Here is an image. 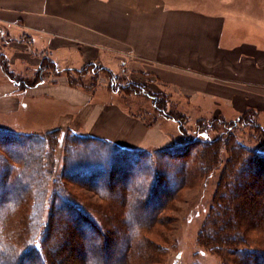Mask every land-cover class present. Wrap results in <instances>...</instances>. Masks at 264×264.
Instances as JSON below:
<instances>
[{
  "label": "crops",
  "instance_id": "1",
  "mask_svg": "<svg viewBox=\"0 0 264 264\" xmlns=\"http://www.w3.org/2000/svg\"><path fill=\"white\" fill-rule=\"evenodd\" d=\"M202 3L0 0V29L17 45L9 59L13 67L35 66L41 57L61 68L88 62L110 70L120 66L127 81L166 93L172 109L188 117L195 111L193 119L252 110L264 121V29ZM60 77L31 89L57 87L52 89L58 98L73 108L72 131L130 150L172 144L176 122L165 119V128L151 111L141 113L121 103L126 94L115 99L114 92L102 91L107 97L102 100L95 89L66 85ZM7 90L0 91V111L16 96L12 86ZM79 121L89 127L82 128Z\"/></svg>",
  "mask_w": 264,
  "mask_h": 264
},
{
  "label": "rangeland",
  "instance_id": "2",
  "mask_svg": "<svg viewBox=\"0 0 264 264\" xmlns=\"http://www.w3.org/2000/svg\"><path fill=\"white\" fill-rule=\"evenodd\" d=\"M193 1L199 4L201 0ZM203 3L210 10H226L237 18L249 22L250 25L259 26L264 29V0H203ZM16 46V43L10 40L5 30L0 29V53H3L6 67L17 76L24 75V77H30L33 70L37 68L44 58L41 57L40 63L38 62L35 66L27 65V67L24 64H17L16 67H13L10 65L9 59L14 56ZM85 64L80 67L61 68L52 62L51 69H49V65H46L48 67L44 69V79L46 82L51 83L56 82L58 77L61 76L60 78L63 79L62 81L65 82L66 85L76 87L82 86L84 89H95L94 95L96 96V92H98L99 99L102 100L107 98L102 91L110 94L112 93L109 89L110 83L117 87V84L127 81L125 77L126 74L120 69V66L117 71L112 68V70L106 67L103 68L102 66L104 65L96 62H88L86 65ZM0 85L5 87L0 90L3 93H7L9 91L7 89L11 86L16 91L13 92L16 96L11 100L9 99L10 101L7 102L4 110L0 111V132H6L10 137L18 135L24 137L32 135L38 136L44 139L45 142L41 146L44 148V158L42 159V166H44V184L42 186V191L44 190L45 195L43 198L41 197L40 205L37 207L42 218L45 219L48 216L49 198L55 190V184L57 187L65 189L78 198H91L99 203L100 197H98L96 191L93 192L92 189L86 185L81 186L73 183L72 180L79 182L81 179L78 177L72 178L64 172L65 163L67 161H72L73 158L80 157L82 153H87V151L92 150V146L81 145L79 150L75 151L77 153L68 150L66 139L68 138L69 132L81 136H84V134L72 131L71 128H74V125H69V121H74L75 116L72 115L73 108L64 102V100L58 98L59 92L57 89H52L57 87L45 88L39 86L31 89L32 87H23L14 83L11 84L3 71L2 73L0 72ZM122 93L127 96L123 97ZM112 94H114L113 98L115 99L122 96L120 97L122 98L121 103L124 102L131 110L132 108L135 110L139 109L141 113H148L151 111L154 117L163 119L161 123L162 126L166 128L163 124L165 118L157 114L149 97L143 94L124 93L118 89ZM169 99L171 100L172 98L169 97ZM172 106L174 107V103H172L171 100L167 107L170 109ZM181 107L182 106H179V108ZM194 112L190 110V117L186 115L187 121L183 124L186 135L185 139L191 140L187 150L183 153H174V150H170L168 153L152 152V156L148 157V159L144 160L142 163H139L140 172L126 170L125 178L119 179V181L114 183L106 182L102 176L98 179L96 178L97 180L91 183L94 186H98V183L103 182L107 191H109V188L113 190V198L115 200L113 201L115 202L113 203L115 204L113 211L116 212L120 208L118 207L119 203H121L120 206H122V208L125 207L123 198H126L130 188L136 186L134 177L137 176L138 178L137 191L140 190V185L145 186V191H148V189L150 190L152 188V180H154L151 174V164L154 165V169L157 172H162L160 175L162 178L160 187L169 189L161 192L158 197H155L156 200H161L163 203V207H161L158 213L159 220L161 221L143 227L134 234L136 239L140 237L144 238L145 241L148 240L149 246L153 250L149 251L151 254L147 253L148 255H145L146 258L141 260L140 263L131 261L130 264H234V261H232V254L229 255L224 250L217 251L211 246L206 247L203 242L204 238H201L202 232H204L205 237H208L206 235H210L211 239L216 237L217 231L219 229L222 230V226L225 224L226 216L222 214L224 211H227L226 214L233 216L230 229L234 231L232 228L236 226V221L239 220L237 219L239 217V212H246L247 214L244 196L251 197V199L254 198V200L257 201L264 195L260 185L264 183V177L257 176V174L252 171L254 164L246 160L249 158V154L247 153L243 156L235 166L231 162V149L237 148L238 145L244 146L243 148L264 153L262 130L259 127L244 124H237L231 129H227L223 124L217 121L213 124V127L208 130V137L213 138L221 133L222 137L217 144L218 150L216 159L214 162L209 163L204 157H198L205 142L208 141H206V137L198 135L195 132L196 119H193L194 114H191ZM152 113L150 115H153ZM243 114L246 115L247 112ZM239 115L240 114L233 112L228 113L226 111L225 115L217 114L214 117L204 116L199 118L211 119L222 117L228 123ZM149 117L151 116L147 115V118ZM253 120L254 123H259L264 128V121L262 119L253 117ZM79 123L82 128L89 127L88 122L83 123L79 121ZM175 125H177V123H175ZM176 127L177 128L170 133L173 138L171 145H176L185 141L184 136L179 132L178 126ZM79 131L82 132L81 130ZM13 142L20 143V149L24 146L21 141L18 142L13 140L12 143ZM37 151L38 149H33L34 154H36ZM102 152L104 153V151ZM180 154H183V156L177 157ZM7 155H16L22 157L23 160L28 159L23 156L20 150L14 148L12 144L6 145V143L0 140V157H8ZM1 160L2 158H0V162ZM232 164L233 168L230 169ZM3 173H5V169L3 170L0 168V176L3 175ZM224 173L227 180L222 182L225 186L221 190L223 200L222 202H218L220 198L218 187L221 180L224 179L222 178ZM156 174L157 173H155V175ZM180 178H185L184 183L181 187L178 186L177 189H175L176 184H174V182ZM81 182L87 183V181ZM8 188L9 185L4 183L0 186V193ZM16 189H18V186ZM152 189L157 190V187L155 186ZM260 190L263 193L259 194ZM134 193L135 192H132V194ZM233 194L238 196L237 206L228 210L227 206L231 201V197L234 196ZM61 200L62 198H59L58 202H61ZM145 201L146 197L143 198L141 203L142 211L145 215L152 213L158 208L157 205L145 204ZM248 201L250 200L248 199ZM125 209L127 210V207ZM29 210L30 203H23L18 208V213L22 212L17 220L19 225L16 223V227L15 223H13V225L10 223L8 226H4L5 229L8 230L6 231L7 236L13 241L24 240L28 235L27 217ZM69 215L72 216V213L61 208L54 217L56 219L58 217L66 219ZM10 217L13 220V215H10ZM121 220L123 225L121 226V224L118 223L120 220L113 223L109 235L111 238H114L120 253H122L123 250V239H125V235H127V215L123 214ZM244 220L248 221L249 219ZM96 221L97 226L105 232L106 227L103 221L99 219H96ZM139 223L141 226L146 224L145 221L142 220L139 221ZM260 235L261 234H258L256 237H254V235L253 237L251 236L249 241L255 242ZM91 236L96 239V242H99L102 238L101 236H95L92 231ZM86 240L87 242L89 241L88 239ZM85 249L88 251L90 250L89 243L85 245ZM55 250L56 248L53 249V247H50L51 252ZM88 251L86 254H88ZM76 259L77 257L74 258V261ZM76 263L77 262H73L72 264Z\"/></svg>",
  "mask_w": 264,
  "mask_h": 264
},
{
  "label": "trees",
  "instance_id": "3",
  "mask_svg": "<svg viewBox=\"0 0 264 264\" xmlns=\"http://www.w3.org/2000/svg\"><path fill=\"white\" fill-rule=\"evenodd\" d=\"M4 59L3 54H0V67L2 71L14 84L23 87H35L39 83H42L45 81L44 69L48 67L46 65H49V69L52 68V62L44 58L32 72L30 77L17 76L6 67ZM102 67L104 68V66ZM116 88L124 93L143 94L149 97L157 114L165 119L176 122L179 132L184 136V139L186 138L183 128L184 122L187 121L186 115L172 108L168 109L167 106L170 104V101L166 93L154 92L149 89L148 86L130 80L117 84V87L113 86L112 83L109 84L110 91L114 92L117 90ZM246 112V115L243 114ZM243 113L229 121V124L222 117L196 119L195 132L198 135L206 137V141H208L205 142L198 157H204L209 163L214 162L216 159L218 150L217 144L221 140L222 133L211 138L208 137V130L211 129L213 124L217 121L223 124L227 129H231L237 124L259 127L263 132L262 142L264 146V128L259 123H254L253 117H255V112L246 110ZM7 134L6 132H0V140L6 143V145L12 144L14 148L20 150L23 156L28 159L23 160L22 157L16 155L0 157L2 158L0 168L3 170L5 169V173L0 176V186L4 183L9 185L8 189L0 193V264H72L73 262H77L76 264H130L131 261L140 263L141 260L146 258L145 255L151 254L149 251L153 249L149 246L148 240L145 241L144 238L138 236L136 239L134 234L143 227L161 221L159 220L158 213L161 207H163V203L161 200H156L155 197H158L161 192L169 189L160 187L162 179L160 175L162 172H157L154 169V165L151 164V174L154 179L152 180V188L156 186L157 190L151 188L145 191V186L140 185V190L137 191L138 178L137 176L134 177L136 186L130 188V194L128 193L126 198H123L125 201L124 209L120 206L121 203H119V206H117L120 208L116 212L113 211L115 205L113 204L115 203L113 202L115 201L113 198V190L109 188V191H107L103 182L98 183V186H94L91 183L100 176L104 177L106 182L108 181L109 183L124 179L126 170L140 172L139 163L148 159L154 152L168 153L170 150H174V153H183L187 150L191 140L185 139L183 143L152 150H130L105 139L88 135L81 136L69 132L68 138L66 139L68 150L73 152L78 151L81 145H91L92 150L89 149L90 151L82 153L80 157H75L72 161H67L65 163L64 172L72 178L78 177L81 181H87V183H84L72 180V182L77 185H86L92 189L93 192L96 191V194L100 197V202L97 203L91 198H78L65 189L57 187L55 184V190L49 198L48 216L43 219L37 207L40 205L41 197L43 198L45 195L44 190L42 191V186L44 184V166H42L44 148L41 147L45 143L44 139L33 135L10 137ZM13 140L23 142V148H19L20 143H12ZM241 146L238 145L237 148L231 149V162L235 166L236 163L248 153L249 158L247 156L248 159L246 160L254 164L252 171L257 174V176L264 177V153ZM33 149H38L36 154H34ZM102 151H104L105 154ZM179 156H183V154L177 157ZM233 164L230 169L233 168ZM155 173L157 174L155 175ZM222 178L224 179L221 180L218 187V193L220 192L218 202H222L223 200L221 190L225 187L222 182L227 180L225 173ZM184 179L185 178H180L174 182V184H176L175 189L183 185ZM260 185L264 192V183ZM17 186L18 189H16ZM132 192L135 193L132 194ZM263 192L260 190L259 194ZM233 195L234 196L231 197V201L227 206L228 210L237 206L238 196L235 194ZM144 197H146L145 204L157 205L158 207L148 215H145L142 211L141 203ZM59 198H62L61 202H58ZM244 199L246 200L245 208L247 214L246 212H239V217L237 218L239 220L236 221V226L232 228L234 231L230 229L233 216L226 214L227 211H224L222 214H224L226 218L225 224L222 226L223 231L219 229L216 234L217 236L213 239H211L210 235H206L208 237H205L204 232H202L201 238H204L203 242L206 247L211 246L217 251L224 250L229 255L232 254L233 260H231L234 261V264H264V195L257 201L254 200V198L251 199V197L249 198L246 196H244ZM248 199L250 201H248ZM27 202L30 203V210L27 217L28 235L24 240L13 241L7 236L6 231L8 230H6L4 226H8L10 223L12 225L15 223L16 227V223L19 225L17 220L22 212L18 213V208L20 205L23 203L26 204ZM126 207L127 210L125 209ZM61 208L72 213V216L69 215L66 219L62 217L56 219L54 216ZM123 214L128 217V226L126 228L127 235L124 233L123 250L122 253H120L114 238H111L109 235L113 223L120 220L118 223H120L121 226L123 225L121 220ZM10 215H13V220ZM96 219L103 221L106 227L105 232L97 226ZM244 219L249 220L245 221ZM141 220L145 221L146 224L141 226L139 223ZM91 231L95 236L102 237L99 242H96L94 237L92 238ZM258 234L261 235L255 242L249 241L251 236L253 237L254 235V237H256ZM86 239L89 241L87 242ZM88 243L90 245L89 251L85 249V245ZM50 247H53V249L56 248V250L51 252ZM87 251L88 254H86ZM75 257H77V259L74 261Z\"/></svg>",
  "mask_w": 264,
  "mask_h": 264
}]
</instances>
